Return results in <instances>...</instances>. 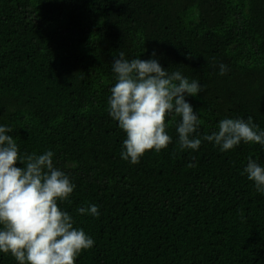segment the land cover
I'll return each mask as SVG.
<instances>
[{"label":"trees","instance_id":"trees-1","mask_svg":"<svg viewBox=\"0 0 264 264\" xmlns=\"http://www.w3.org/2000/svg\"><path fill=\"white\" fill-rule=\"evenodd\" d=\"M120 52L202 86L185 97L197 150L180 148L170 115L167 148L121 158L108 109ZM248 117L264 131V0H0V126L21 154L52 151L76 186L58 202L94 240L76 264H264V193L244 172L264 148L203 140ZM90 205L98 217L78 212Z\"/></svg>","mask_w":264,"mask_h":264},{"label":"clouds","instance_id":"clouds-1","mask_svg":"<svg viewBox=\"0 0 264 264\" xmlns=\"http://www.w3.org/2000/svg\"><path fill=\"white\" fill-rule=\"evenodd\" d=\"M219 69L220 75L228 71L224 64ZM112 71L116 82L110 89L108 109L126 134L123 160L138 164L146 152L167 148L172 142L166 131L170 115L173 120L180 118L176 125L180 148L200 147V113L185 98L201 93L196 80L189 82L179 71L169 74L156 58L129 60L123 52L114 58ZM12 131L0 126V253L10 254L17 264H76L77 257L94 246V240L74 227L73 218L58 203L69 201L76 186L54 166L52 151L21 154L9 135ZM203 140L214 142L221 151L232 150L241 142L264 148V131L258 130L252 117L225 118ZM244 172L257 192L264 193V166L249 157ZM78 212L100 215L96 205Z\"/></svg>","mask_w":264,"mask_h":264}]
</instances>
